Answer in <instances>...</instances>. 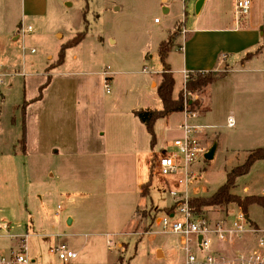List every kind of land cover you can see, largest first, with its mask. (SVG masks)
Segmentation results:
<instances>
[{
    "label": "rangeland",
    "instance_id": "rangeland-1",
    "mask_svg": "<svg viewBox=\"0 0 264 264\" xmlns=\"http://www.w3.org/2000/svg\"><path fill=\"white\" fill-rule=\"evenodd\" d=\"M234 2L212 0L198 15L194 0H167L173 5L168 16L156 0H88L87 8L86 0H41L32 12L14 18L13 27L9 18H0V66L10 75L13 71L7 67L16 66L20 73L6 77L5 94L0 98L1 242H8L11 236L32 235V264L182 263L181 235L164 231L156 223L167 214L161 209L173 205L175 199L164 191L155 156L150 164L151 194L137 192L132 138L141 126L146 136L149 133L134 111L162 107L151 76L161 69L158 45L167 29L175 21H184L188 33L198 23L224 24L235 17ZM255 3L258 9V0ZM85 8L86 36L67 47L64 63L47 72L41 59L50 54L54 58H49V66L57 61L61 46L85 28ZM156 17L162 23H155ZM29 25L32 30L24 31ZM180 26L171 30L175 39L182 34ZM228 56L230 66L240 67L241 59ZM48 75L51 80L43 89V100L34 101L27 109V152H19L21 105L39 94ZM107 78L110 92L105 87ZM188 98L200 102L195 109L198 117L189 122L207 126L201 135L203 145L209 150L215 139L219 144L213 160L200 154L193 166L200 173L193 187L204 185L207 191L191 197L208 196L251 151L264 147V56L249 69L231 71L227 78L202 91L185 93ZM230 111L236 117L232 128L226 126ZM34 113L41 114L38 124L36 119L33 122ZM181 117L176 118L181 121ZM168 127L165 119L155 125L158 144L171 149L181 130ZM100 128L103 145L95 136ZM233 192L264 194V160L256 161L249 173L236 179ZM233 205L229 220L239 211ZM225 210L204 208L199 217L214 222L225 219ZM249 215L253 224L264 226L260 205L250 206ZM70 217L75 220L73 225L68 224ZM61 243L71 244L78 257L67 263L60 259L55 247ZM157 248L165 249V258H160L163 253L159 250L157 254ZM2 249L0 255L10 252Z\"/></svg>",
    "mask_w": 264,
    "mask_h": 264
},
{
    "label": "built area",
    "instance_id": "built-area-1",
    "mask_svg": "<svg viewBox=\"0 0 264 264\" xmlns=\"http://www.w3.org/2000/svg\"><path fill=\"white\" fill-rule=\"evenodd\" d=\"M252 6L253 0H235L234 15L237 20L248 16ZM159 21L156 17L155 22ZM23 30L31 31L32 26ZM185 33L183 28L182 34ZM7 76L10 74L5 73L0 66V98L5 94ZM108 79L105 87L110 92ZM187 112L191 116L195 113ZM227 125L235 127L234 116L228 117ZM206 128V125L184 121L181 125L183 135L174 140L173 147L155 155L156 170L163 178L164 191L175 199L174 210L161 218L160 225L164 231L181 235V250L184 253L181 264H264V226L253 224L243 212H238L233 220L225 218L211 222L197 216L190 208L191 196L202 195L207 191L204 185L193 187V183L200 179V173L195 172L193 166L199 155L205 157L208 151L201 137ZM247 234L255 239V244L245 248L236 247ZM29 236H11L15 245L8 254L0 255V264H32ZM55 252L65 263L78 257V252L67 243L57 245Z\"/></svg>",
    "mask_w": 264,
    "mask_h": 264
},
{
    "label": "crops",
    "instance_id": "crops-1",
    "mask_svg": "<svg viewBox=\"0 0 264 264\" xmlns=\"http://www.w3.org/2000/svg\"><path fill=\"white\" fill-rule=\"evenodd\" d=\"M41 0H0V18H9L11 25L13 27L14 24V18H19V14H25L26 11L32 12V9L35 8L37 3ZM160 1V2H159ZM199 0H194V8L195 11L198 15H202L207 7L210 5L212 0H205L203 5L201 6L200 10L197 11V4ZM164 2V4H163ZM167 0H156V5L159 6L162 9V12L164 14H168V16L171 15L173 5L166 3ZM259 6L258 9L256 8V3L255 0H253V6L251 9L250 14L246 18L247 20L243 23L241 22L242 20H237L236 17L234 18H227V21L223 24V22L217 24V25H200L199 23L195 25L196 27L192 29L191 32L188 33L184 25H182V28H185L186 33L185 34H180L179 36L176 37L174 41V45L169 53L168 56V63L171 66V70L173 72V76L175 78V85H174V92L173 96L174 98L178 97V94L182 89H184L185 86V81L186 77L189 73L194 72V71H210V70H223L226 65H229V74L225 77L227 78L231 71H236V70H246L249 69V66L253 64L259 57L264 56V27L263 25V20H264V0H258ZM18 8H20V11L17 12ZM121 6L117 7L119 10ZM172 18H178V15H173ZM225 18V17H221ZM177 21H175L172 25V27H169L167 29L168 33L170 30H173L175 27ZM157 24L162 23V20L159 22H155ZM184 24V21L182 22ZM20 24V25H19ZM16 23L15 25H18L19 27L21 26V23ZM31 26V25H29ZM168 33L166 37L162 38L159 40V44L162 40L166 39L168 37ZM19 36L15 37L14 40L18 39ZM114 42V39H112ZM159 46V45H158ZM263 46L261 51L258 54H255L252 58L250 59H245V56L249 52H254L257 50V48ZM228 52V53H227ZM246 53V55H245ZM229 54L231 55H236L237 58L241 59V65L236 67L234 65L230 66L228 62ZM245 55V56H244ZM159 56V55H158ZM244 56V57H243ZM53 57V55H47V59H41V63L43 64L44 69L46 70L47 67L49 66L50 61L49 58ZM152 59L154 58L153 55L150 56ZM54 58V57H53ZM237 61V60H236ZM34 61L33 63H35ZM32 63V64H33ZM17 67H7L8 70L13 71L11 75L14 74H20L17 73L16 69ZM240 68V69H239ZM257 70V69H255ZM162 71H163V66H161V69L158 70L154 75L151 76V82L152 86L157 89V86L161 82L162 79ZM9 72V71H8ZM46 73V72H45ZM10 75V76H11ZM223 78V79H225ZM181 84H180V82ZM159 96V95H158ZM44 97H42L43 100ZM41 100V99H40ZM161 100V99H160ZM162 103V101H161ZM33 104V103H31ZM29 104V106L31 105ZM163 107V104H162ZM161 107V109H162ZM151 107H142L141 109H147ZM153 109V108H151ZM191 116L187 111H179V112H172L165 118H160V119H165L168 121L169 125V130H172L173 128H179L181 130V136L183 135V131L181 129V125L184 121H190L191 117H198V115ZM36 116V117H35ZM41 114L34 113L33 115V122L34 119H36V124L39 123ZM177 116H182L181 121H179L176 117ZM229 116H234L235 113L234 111H230L227 116H226V121ZM137 117V116H136ZM158 119V120H160ZM236 119V117H235ZM157 120V121H158ZM156 121V123H157ZM155 123V125H156ZM144 124V123H143ZM196 124V123H194ZM145 125V124H144ZM202 125V124H200ZM29 126V120L27 124V128ZM226 126H228L226 124ZM236 126V125H235ZM146 127V126H145ZM147 130V128H146ZM102 128L98 129V135H95L98 137L97 141L103 145V132ZM148 132V130H147ZM156 132V129H155ZM149 133V132H148ZM180 136V137H181ZM178 138V137H177ZM158 137L156 134V143L154 147L151 145V135L146 136L144 129L141 128L139 131L136 133L134 132L133 134V144L135 145L134 151V159H135V165L137 167V192L141 193L142 191V185L148 182L151 174L150 170V164H151V159L153 156L158 154L159 152H162L165 149H168L167 147H161L158 144L157 141ZM216 141V139H215ZM144 144L141 146V144ZM148 143V147L147 144ZM219 148V144L217 147V150ZM13 153L15 154L14 150ZM217 154V151H216ZM215 154V156H216ZM143 171V172H142ZM151 194V191H150ZM172 206V205H171ZM171 206H167L170 208ZM234 206L233 203H231L227 209L224 211L226 213L225 218L229 219V214H230V207ZM236 206V205H235ZM164 207L161 210L166 213V210ZM237 207V206H236ZM238 212H242L241 208L238 206ZM157 211L160 209L156 208ZM249 215V214H248ZM162 218V217H161ZM160 217L156 219V223H158V220ZM74 219L71 217L68 219V224L70 222V225L74 224ZM249 221L250 220V215H249ZM252 222V221H251ZM256 223V222H255ZM5 225V224H4ZM3 225V227H4ZM255 225H259L258 223ZM2 226H0V229ZM11 235H9L10 237ZM32 236V235H31ZM29 236V239L30 237ZM255 244V239L250 235L247 234L246 237L237 243L236 247L238 248H245V247H250ZM72 247L71 244H69ZM14 246L13 244V239H9L8 242H5L3 240L2 242L0 241V250H4L3 252H8L7 250H11V248ZM7 248V249H6ZM159 250L162 251L163 255L160 258H165L166 257V251L163 248H157V254ZM158 257V256H157ZM159 258V257H158ZM35 259L33 258V262ZM181 264V263H180Z\"/></svg>",
    "mask_w": 264,
    "mask_h": 264
},
{
    "label": "trees",
    "instance_id": "trees-1",
    "mask_svg": "<svg viewBox=\"0 0 264 264\" xmlns=\"http://www.w3.org/2000/svg\"><path fill=\"white\" fill-rule=\"evenodd\" d=\"M86 8L88 7V0ZM86 8L83 11V17L85 22V28L79 31L74 38L70 39L66 44L61 46V49L58 54V59L55 63L50 64V66L46 69L47 72H50L53 68L57 67L58 65L64 63L65 56H66V49L67 47L74 46L80 43L88 32V25L86 19ZM179 23L182 22L177 21L174 27H179ZM180 30V28H179ZM175 37L171 30L168 33V37L162 40L158 46V55L160 61L163 66L162 71V79L159 85L157 86V93L162 101L163 107L162 109H139L135 110L134 114L143 122L151 135V145L154 147L156 143V132H155V123L160 118H165L172 112H179V111H191L195 112V109L200 105L198 100H192V98L185 99V93L194 94L196 92L204 90L207 86L217 82L225 78L229 74V68H225L223 70H210V71H194L188 74L187 79L185 81L184 89L180 91L177 98H174V85H175V78L173 76V72L171 70V66L168 63L167 59L169 53L174 45ZM263 46L257 48L254 52H249L245 59L252 58L255 54H258ZM51 80V75L47 76V81L43 85L40 86L39 94L31 99H25L21 105L22 108V135L19 138V152L26 153L27 152V145H26V138H27V127H26V115H27V107L29 104L33 103L34 101L40 100L43 97V89H45ZM1 111V109H0ZM15 153H17L15 149ZM258 160H264V147H258L251 151L248 155L245 162L241 165L233 167L228 173L226 177V181L222 184L214 193L208 196H196L191 197L189 199V205L192 212L198 216L203 214L204 208L209 207H220L223 209H227V207L234 203L239 206L242 212L245 215L249 214V207L253 204H258L262 207L264 211V194L263 195H246L241 196L233 192V188L236 185V179L242 175L249 173L253 164ZM153 183L152 174H150V178L148 182L142 185L141 194L146 196L150 195L151 186ZM166 213H170L174 210V205L170 208H165ZM150 226L145 229L148 231Z\"/></svg>",
    "mask_w": 264,
    "mask_h": 264
},
{
    "label": "water",
    "instance_id": "water-1",
    "mask_svg": "<svg viewBox=\"0 0 264 264\" xmlns=\"http://www.w3.org/2000/svg\"><path fill=\"white\" fill-rule=\"evenodd\" d=\"M205 0H199L198 1V4H197V11L200 10L201 6L203 5ZM217 147H218V142L215 141L213 143V145L210 147V149L207 151V153L205 154V158L207 160H213L215 158V154H216V151H217ZM246 218L249 219V215H246ZM201 239V237H200Z\"/></svg>",
    "mask_w": 264,
    "mask_h": 264
}]
</instances>
